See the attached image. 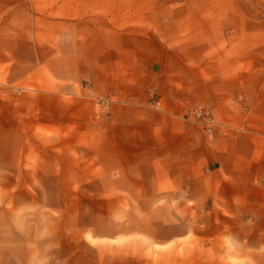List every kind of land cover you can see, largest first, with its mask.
<instances>
[{
  "label": "crops",
  "instance_id": "0c3cea01",
  "mask_svg": "<svg viewBox=\"0 0 264 264\" xmlns=\"http://www.w3.org/2000/svg\"><path fill=\"white\" fill-rule=\"evenodd\" d=\"M192 5L0 0V93L3 82L35 86L38 72L60 83L70 102L29 118L59 128L69 153L47 173L105 187L92 201L104 198L112 227L97 229L95 212L69 233L60 199L58 232L46 212L28 232L12 219L0 264H124L127 241L163 246L188 234L231 239L237 257L264 255V31L240 28L232 0ZM197 106L213 116L210 129L189 114ZM4 110L0 100V187L5 174L20 187V119ZM5 127L15 143L6 161Z\"/></svg>",
  "mask_w": 264,
  "mask_h": 264
},
{
  "label": "rangeland",
  "instance_id": "374dc122",
  "mask_svg": "<svg viewBox=\"0 0 264 264\" xmlns=\"http://www.w3.org/2000/svg\"><path fill=\"white\" fill-rule=\"evenodd\" d=\"M192 2L193 0H165V6L188 8L193 6ZM232 3L235 6L240 5V28L251 31L259 25L264 31V0H232ZM243 40L251 46L250 35ZM260 43L259 47H263L260 55L264 56V35ZM35 83V86H31L8 85L3 82L1 88L0 100L4 103L5 119L11 118L12 115L20 119L21 170L20 187H11V176L5 174L3 177V187H0V233L11 231L13 218L19 223L21 231L34 230L35 226L40 224L37 219H43L38 212L49 214L52 218V230L58 232L60 199L67 202L61 224L62 227H67L69 233L77 224L87 225L95 212L100 216L95 222V227L108 232L112 229L106 221L111 208L103 201L104 198L92 201L93 190L96 189L98 194L99 188L102 190L105 187H71L74 175L60 177L59 174L47 173L58 171L60 157L69 153L66 145L60 141L59 128L46 129L39 124L34 126L29 118L40 119L44 105L58 106L60 102H65V99L70 102L71 97L62 93L60 83L50 78L45 80L42 72L37 73ZM74 87L75 93L78 94L77 86ZM13 146L15 143H12L11 128L5 127L2 144L5 161L10 157ZM61 179L68 187H59ZM45 202L50 204L47 206H51V209L45 208ZM181 215L185 216L187 213L181 212ZM31 218L33 222H29ZM119 242L112 244L114 246V243ZM127 242L124 246L126 249L130 247L131 252L125 254L124 264H264V255L254 258L251 255L237 257L231 254L235 243L226 237L212 243L210 239L188 234L163 246H158L152 241H142L140 244ZM139 247H143L141 254L137 252ZM116 264H119V261L116 260Z\"/></svg>",
  "mask_w": 264,
  "mask_h": 264
},
{
  "label": "built area",
  "instance_id": "2783aa9c",
  "mask_svg": "<svg viewBox=\"0 0 264 264\" xmlns=\"http://www.w3.org/2000/svg\"><path fill=\"white\" fill-rule=\"evenodd\" d=\"M148 104L155 108L160 107V102L158 100H151ZM189 114L194 120L201 122L207 129H210L215 123L211 113L202 106L194 107L189 111Z\"/></svg>",
  "mask_w": 264,
  "mask_h": 264
}]
</instances>
